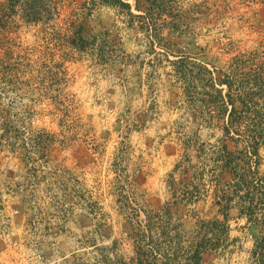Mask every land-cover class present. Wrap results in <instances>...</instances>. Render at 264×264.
<instances>
[{"label": "rangeland", "instance_id": "obj_1", "mask_svg": "<svg viewBox=\"0 0 264 264\" xmlns=\"http://www.w3.org/2000/svg\"><path fill=\"white\" fill-rule=\"evenodd\" d=\"M127 2L133 15L90 0H0V63L13 75L0 85V264H139L130 232L142 210L174 201L194 171L205 187L185 225L217 213L202 169L220 137L202 122L215 114L169 60L228 70L244 55L257 67L264 0H148L149 14ZM77 32L84 49L69 42ZM236 215L206 264H251Z\"/></svg>", "mask_w": 264, "mask_h": 264}, {"label": "trees", "instance_id": "obj_2", "mask_svg": "<svg viewBox=\"0 0 264 264\" xmlns=\"http://www.w3.org/2000/svg\"><path fill=\"white\" fill-rule=\"evenodd\" d=\"M90 1L133 15L127 0ZM133 7L148 14L152 9L148 0L145 3L134 0ZM173 28L170 25L168 29L171 32ZM69 42L78 49H84L88 44L80 32L71 36ZM243 57L234 56L228 70L210 68L206 62L181 54L169 60L175 81L180 82L185 91L190 90L191 95L200 90V106L215 114L202 122L205 127L215 126L220 132L209 155L211 158L206 157L211 163L204 164L202 169L210 173L217 213L206 219L196 217L190 225H185L182 216L187 212V205L197 201L202 195L200 189L205 185L196 186L195 179L199 174L195 171L188 181L179 182L182 192L178 196H175L177 189L173 187L177 184L174 183V201L164 203L154 212L144 208L143 222L136 224L130 232L133 260L139 264L145 260L149 264H206L214 253L229 244L230 210H235L237 218L245 220L252 238L251 264H264V171L260 170L261 150L264 149V101L257 97L262 95L264 87V61L253 68L246 66L249 62ZM10 71L11 67L0 63L1 86L12 82ZM3 129L7 130L8 126L4 125ZM194 174H197L195 179ZM129 215L126 217L130 219L139 216L136 213Z\"/></svg>", "mask_w": 264, "mask_h": 264}]
</instances>
